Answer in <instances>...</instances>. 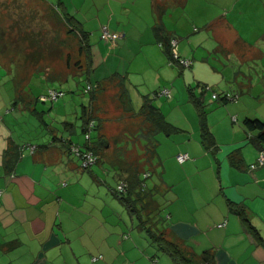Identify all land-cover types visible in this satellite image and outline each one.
Masks as SVG:
<instances>
[{"label":"crops","instance_id":"crops-1","mask_svg":"<svg viewBox=\"0 0 264 264\" xmlns=\"http://www.w3.org/2000/svg\"><path fill=\"white\" fill-rule=\"evenodd\" d=\"M183 1L187 2L186 10L193 3L94 0L87 8L88 13L102 15L98 16V30L106 25L111 32L123 35L115 46H108L107 52L106 45L98 49L92 67L96 75H89L87 81L93 88L88 108L96 125L102 119L97 111L109 114L113 108V103L108 104V93L111 90L116 94L112 90L116 85L97 73L109 60L116 63L118 74L123 63L129 61L130 71L140 76L132 75L133 82H155L149 90L145 86L133 90L130 86L129 92L124 85L118 92L119 98L126 93L130 102V120L120 123L124 131L141 137L147 130L140 115L145 98L158 104L155 106L174 128L168 134L161 132L144 139L145 150L155 145L150 162L146 153L131 158L124 150L122 159L118 156L119 148L111 142L116 127L109 126L111 134L102 130L108 116L91 137L94 142L102 138L98 162L81 171L69 148L76 144L85 149L86 140L76 142L49 124L45 112L35 106L37 98L34 101L23 91V85L17 91L16 83L22 84L19 78L16 82L0 79V264H174L146 233L130 206L118 199L113 189L109 192L111 182L107 177L111 176L113 183L128 184L138 178L152 199L139 201L136 194L140 187L135 186L129 205L141 210L143 222L151 218L146 228L164 233L167 241L178 244L195 262L204 263L202 256L207 253L210 264H264V167L251 169L261 149L255 140L258 131L245 125L246 119L264 123V54H257V61L254 56L239 57L238 50L227 41L232 28L225 13L204 9L192 12L195 16L177 17ZM161 10H165L162 21L167 34L177 40L179 56L192 61L190 68L171 63L165 47L157 41L153 26ZM197 20L204 26L203 32H198ZM195 35L201 41L194 45L190 37ZM205 43L208 50L202 48ZM132 49L138 52L129 57ZM199 85L210 89L203 95L212 138L208 148L203 144L197 112L188 94L193 88L200 97L203 90ZM163 89H169L170 95L155 98ZM213 94L219 99H213ZM226 95L238 99L226 102L222 100ZM187 106L195 122L193 118L190 121ZM120 108L129 111L127 105ZM58 115H62L59 120L66 121V115ZM64 121L60 123L65 130L76 134L74 125ZM31 147L35 148L33 152ZM6 151L10 152L7 160L17 157L9 167L5 164ZM181 154L189 156L182 164L177 160ZM103 160L109 161L114 171L105 173ZM145 166L149 169L144 170ZM141 173L145 179L157 173L158 184L148 187ZM155 191L164 198L163 212ZM158 211L164 216L156 218L154 213L158 215Z\"/></svg>","mask_w":264,"mask_h":264},{"label":"rangeland","instance_id":"rangeland-1","mask_svg":"<svg viewBox=\"0 0 264 264\" xmlns=\"http://www.w3.org/2000/svg\"><path fill=\"white\" fill-rule=\"evenodd\" d=\"M91 3H94V0H0V64L4 66L0 65V79H3V82H5L11 78L16 82L17 78H19V82L22 84L16 83L15 87L17 91L19 90L18 88L23 85L21 88L23 91L28 93L30 97H33L34 101L37 98L35 106L39 111L45 112L46 121L52 124L54 128H57L59 132L65 133L76 142H84L85 140V135L83 133V107H88L91 99V92L85 93L89 76L85 71L86 57L85 53L80 50L81 42L79 41V34H81L84 39L87 37L86 41L87 44H89V54L91 51L90 57L92 59V64L96 62L94 58L96 59L98 49H100L102 45H106L107 47L105 46L104 50L107 52L106 49L110 46L109 43L101 39L100 32L103 25L100 27V30H98L100 21V19L98 20V16L102 18V15L100 13H93V11L88 13L89 11L87 8L90 9ZM186 5V1H183L181 5H179L178 10H180V13H176L177 17H186V15L190 16V14L195 16V11L201 13L204 9L212 11L209 13H225L226 21L232 28V32H229L227 35V41L232 48L238 50L240 58L248 59V57L253 58L254 56L257 61L256 55L259 53L264 54V0H193V3H189L187 10L185 9ZM189 11H191V13ZM165 20L167 21L169 18L167 19L166 16ZM70 24L71 26H75V34L70 32ZM199 24H201V22L197 20V30H199L198 32H203L204 26H200ZM201 29L203 31H201ZM199 38L200 36L196 35L192 38L190 37L194 45L195 42L201 41ZM237 42H241V45L237 46ZM207 46L208 45L205 43L202 45V48L208 50ZM111 52L112 54L115 53L113 50L110 51V53ZM130 52L131 55L129 54V57L138 51L132 49ZM245 53L247 54L245 55ZM197 54L198 57L201 55L199 52ZM216 54V57H218L219 53L216 52ZM144 59L146 58L144 57ZM112 62L113 61L109 60L103 70L97 72L102 79H108L107 81H109L110 84L113 82V86H116L113 87L114 89L112 90L117 92L115 94L110 90L108 93L109 96L112 97H108V104L113 103V108L109 114L104 112L99 113L101 111H97L102 118L97 121V126H100V124L102 125L103 121L109 116V121H104L105 127L104 129L102 128V130L111 134L112 130L111 128L109 129V126L116 127L113 129L112 134L115 136L113 138L111 136V142L116 144L119 148L116 150L117 153H121L118 154V156L122 159L121 155L124 150L130 153L129 156L131 158L134 157V155L141 156L143 153H146L144 149L146 144L144 141L145 138H143V136H134L122 129L120 123L124 124L130 120L129 114L131 109L126 93L119 98L118 92H121L119 90H122L124 85L129 92L132 90L130 86L133 87V90H141L142 86H145L144 88L149 90V85L155 82H150L148 84L145 81L133 82L132 75L136 77L140 76L135 75L132 70L130 71V65H128L129 61L123 63L120 74L116 71L118 68L116 67V63ZM177 64L181 66L179 62H177ZM95 71L96 69H91V78H94L96 75ZM18 74L20 77H18ZM117 77L121 78V81ZM120 82L121 85L119 84ZM92 83L93 86H97L95 79H92ZM193 86L195 87L197 84L194 83ZM49 89H60L65 92V96L54 103H44L40 101V97L46 95ZM18 102L22 104V101L18 100ZM15 105L16 104H13L11 107ZM122 105H127L126 109L129 111H124V109L120 108ZM155 105L157 106L158 104ZM106 106L107 109L110 110V106ZM187 107L189 118H191L190 121L193 118L195 122L193 111ZM119 108L120 110L115 112V110ZM58 114L66 115L67 118L65 119L67 123H72L74 125L76 134H72L71 131L65 130L63 122L60 123V120L64 121V119L59 120L58 118L62 115L59 116ZM101 115L104 116L102 117ZM112 118L114 120L111 121L110 119ZM181 121H177V123L180 124ZM94 132L93 134L95 136L96 132ZM138 139H140V141H138ZM115 140H119V142H115ZM87 143L89 142L86 141V144ZM102 154L100 153V158H102ZM108 162L104 160L101 161V166L105 173L106 171H114V169L111 168V163ZM79 165L81 171L87 170L81 167L80 162ZM147 169L149 168L145 166L144 170ZM106 176L107 175L104 174V177ZM140 176L142 177V181L150 188L154 184H158L157 173H154L153 177L147 179L143 177V173H141ZM110 178L107 177L108 182H111L109 185L111 188L109 192L112 191V189L115 191L120 183H113V177L111 176ZM112 183L114 184L113 187ZM154 193L155 196L157 195V202L163 212L162 205L164 203V198L156 191ZM114 195H116V197L118 196L115 192ZM118 197V199L124 201L121 196ZM125 209L124 211L127 213L128 211ZM162 212L160 211L161 214H158V211V215L154 213V216L160 218L161 215L164 216ZM155 219L153 218L152 220L154 221ZM159 227H161V223Z\"/></svg>","mask_w":264,"mask_h":264},{"label":"trees","instance_id":"trees-1","mask_svg":"<svg viewBox=\"0 0 264 264\" xmlns=\"http://www.w3.org/2000/svg\"><path fill=\"white\" fill-rule=\"evenodd\" d=\"M164 14H165V10H161L159 13H157L158 18H157L156 23L153 26V31L156 35L157 41L165 47L166 52L170 56L171 63H173V62L176 63L177 61L173 58V53H172V49H171V44H170L171 38L167 34V30H166V28L163 24V21H162V17ZM70 26H71V24H70ZM70 32L75 34V32H76L75 26H71ZM79 36H80L79 41L81 42L80 43V50H82L83 53H85V57H86L85 71L89 76L91 74V69L93 67L92 66L93 65L92 59L90 57L91 51L89 54V44H87V41H86L87 37H86V39H84L81 34H79ZM85 36H87V35H85ZM182 68H185V67L182 66ZM37 72H40V71H37ZM53 78H56V77H53ZM199 86L202 87V90H203V93L200 97H197L194 94L193 88L188 89V94L190 97V101H191L192 105L194 106V108L197 112L203 144L208 148L210 145H212V138H211L209 128H208L207 113L205 110L206 105L204 103V97H203L204 93L207 90H206L205 86H203V85L202 86L199 85ZM90 92L93 93V90ZM222 100L229 102L228 100L224 99V97L222 98ZM140 115L144 119V122L147 125V130L142 134V136L144 138L148 139L150 137L152 139L158 133L163 132L165 134H168L171 130L174 131V128L172 127V125H170L168 123V121L166 120L162 111L158 107H156L148 98H145V101H144V104L142 106ZM83 117H84L83 118V133H85L87 131V127H88L89 123L91 121H94V117L92 115V111L90 110V108L83 107ZM245 125L249 130L258 131V134L255 137V140L258 142L260 149H264V123L261 122L260 120L246 119ZM97 128L98 127L95 124V128L93 129L92 134L94 131H96ZM91 137H92V135H91ZM101 140H102V138H99L97 140V142H94L93 138H91L90 142L85 144L84 148L87 150H91L96 155H98V149L100 148ZM145 151H146V154H148V156H149L147 159L148 160L147 162H150V160L153 158V155L155 154V145L153 143L151 144V146L148 145V147H146ZM8 156L10 157V152L6 151V153H5V157H6L5 164L7 167H9L11 164H14V162L17 158V157H15L14 159H8L7 160ZM136 179H137V181L134 180L133 182L128 183V189L124 195H121V198H122V200H124L123 202L126 203V205L130 206L129 207L130 211L132 213H134L135 215H137L138 219L140 220V225L146 230V233L151 237V239L154 240L160 246V249L163 252L167 253L170 256V258L172 259L174 264H210L209 263L210 258H209V255L207 253H204L202 256V261L204 263H197V262H195L194 259L189 257L178 244L171 243V242L167 241L164 237V233H158L157 234L156 232L153 231V229H151L149 227H147V228L145 227L146 224L151 222V218L147 217L148 220H146L145 222H143L141 220L142 214H141V212H139L141 210L138 211V209L133 207V205H129L132 202L130 196L134 193L135 186H136V188L140 187L139 192L136 194L139 201L140 200L144 201V197H145V199L150 197L149 199L151 200L152 194L147 193L146 190L143 188V185L141 184V182L138 180V178H136ZM113 193H114V190H113Z\"/></svg>","mask_w":264,"mask_h":264},{"label":"built area","instance_id":"built-area-1","mask_svg":"<svg viewBox=\"0 0 264 264\" xmlns=\"http://www.w3.org/2000/svg\"><path fill=\"white\" fill-rule=\"evenodd\" d=\"M101 39L107 43L110 44V46H115L118 42V40H120L123 35L122 34H117V33H112L109 31L108 27L106 25H103L101 27ZM171 49H172V53H173V58L179 62V64L185 68H190L192 66V61L188 60V59H184L182 57L179 56L178 52H177V40L172 39L171 40ZM91 90H93V88L89 85L86 87L85 92H90ZM206 90L209 91V87H206ZM170 95V90L169 89H163L160 90L159 92H157L154 96L155 98H159V97H167ZM65 96V92H63L62 90L59 89H49L46 93V95L41 96L40 97V101L47 103H54L59 101L61 98H63ZM212 98L215 100H218L219 97L216 94L212 95ZM224 99L228 100V101H236L238 99L237 96H230V95H226L224 96ZM95 128V122L91 121L87 127V131L84 133V137L85 140L87 142H90L91 140V135H92V131ZM31 152H33L35 150L34 147L30 148ZM69 152L71 155H73L76 159L79 160L81 167L83 169H90L92 168L94 165L97 164L98 162V155H96L93 151L91 150H87V149H82L79 145L76 144H72L69 148ZM177 160L179 163H184L187 160H189V156L186 154H181L177 156ZM257 167H264V149H261L258 153V157H257V162L253 165H251V169L254 170ZM128 189V184L125 182H120L117 186V189L114 191L115 194H117L118 196L124 195L123 193H126ZM97 260L96 258L93 259V261Z\"/></svg>","mask_w":264,"mask_h":264}]
</instances>
